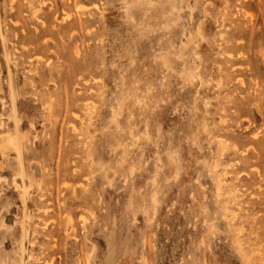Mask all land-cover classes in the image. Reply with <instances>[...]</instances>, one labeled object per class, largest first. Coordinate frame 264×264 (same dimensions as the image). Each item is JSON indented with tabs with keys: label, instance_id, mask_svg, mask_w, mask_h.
Instances as JSON below:
<instances>
[{
	"label": "rangeland",
	"instance_id": "374dc122",
	"mask_svg": "<svg viewBox=\"0 0 264 264\" xmlns=\"http://www.w3.org/2000/svg\"><path fill=\"white\" fill-rule=\"evenodd\" d=\"M0 264H264V0H0Z\"/></svg>",
	"mask_w": 264,
	"mask_h": 264
}]
</instances>
